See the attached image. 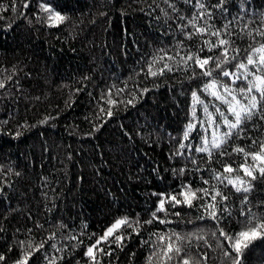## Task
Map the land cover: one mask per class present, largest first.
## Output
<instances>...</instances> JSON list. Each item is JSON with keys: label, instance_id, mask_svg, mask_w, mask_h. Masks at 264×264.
I'll use <instances>...</instances> for the list:
<instances>
[{"label": "trees", "instance_id": "1", "mask_svg": "<svg viewBox=\"0 0 264 264\" xmlns=\"http://www.w3.org/2000/svg\"><path fill=\"white\" fill-rule=\"evenodd\" d=\"M261 46L264 0H0V264H234L220 230L264 222V108L211 148L228 131L217 108L234 121L211 92L259 100L236 65ZM205 140L211 155L196 151ZM193 191L191 207L170 200ZM240 260L264 264V238Z\"/></svg>", "mask_w": 264, "mask_h": 264}, {"label": "snow or ice", "instance_id": "2", "mask_svg": "<svg viewBox=\"0 0 264 264\" xmlns=\"http://www.w3.org/2000/svg\"><path fill=\"white\" fill-rule=\"evenodd\" d=\"M222 6V5H221ZM24 7H27V4H24ZM200 7L203 8L204 5L200 4ZM42 10L45 12L50 13L48 19L49 20H54V21H60L62 22L65 17H63L62 15H60L58 12H54L51 7L47 6V5H42ZM13 11H15V8H13ZM210 15V14H209ZM197 31L199 32H204L205 29L204 28H200L197 29ZM213 35H219V32H213ZM228 44V41L224 40V39H220L218 44H214L212 45V47H224L225 45ZM211 50V49H210ZM238 51V50H237ZM257 53H261V55L259 56V61L257 62L256 60H254L252 55H249L247 57V64L245 63H238L236 65L237 70H243V72L241 73V75L243 76V78L245 80H247L249 75L254 76V79L252 81H249V87L245 90V89H240V92L242 94L245 93H251L253 91V89L256 90V92L259 93V100L257 99V96L255 95H251L250 98H248V104H242L240 100H238L236 98L235 95L232 94V90L228 87V86H224V93L228 94L231 96V101H229L228 99H226V97L224 95H221L220 93L213 91L211 92V95L214 96L217 100H220L222 103L227 104L228 105V112L234 117V121L229 120L225 114L223 112H220L219 108H217V112L219 113V115L223 118V124L227 127L228 131L220 134L219 137L216 136V134L213 135V139L211 141V148H215V149H219L224 143L227 142V139L231 137V135L233 134V130L239 129L240 126L246 121V120H251L252 117L258 112L261 111L262 108H264V75H255V73H253L252 71H250L249 69V65H251L253 68H255V70L257 72H261L264 71V46H261V48L255 49L254 50ZM223 56L227 57V48L224 49V52L222 53ZM189 60L193 59L192 56L188 57ZM212 58L208 57V58H204L201 59L200 57H196L195 58V63L197 66H199L202 69V75L205 76H211V71L207 70L205 68L206 65L209 64L210 60ZM233 59H235V57H233ZM228 60L225 59L224 61L217 63L216 67L220 68L222 63H227ZM152 75H156L155 72L151 73ZM224 77H233L236 76V73H230L229 71H222L221 73ZM239 77L236 76V79H238ZM236 82L235 79L232 80V83L234 84ZM0 87H3L2 84H0ZM217 87V81L213 80L210 84L206 85V90L209 88H216ZM197 94L195 92H193V97L196 98ZM204 111L207 113L208 109L207 106H205ZM112 113L109 111L108 115H111ZM210 115V114H209ZM261 118H264V116H262ZM188 129L191 130L194 125L189 124ZM188 131H185L184 133V139H188ZM181 147L183 148L184 145H181ZM196 151L198 152H206L209 155H211V151L208 147V141L205 140L204 141V146L203 147H199L196 149ZM234 151L237 152H243L244 150L241 148H236L234 149ZM262 151H264V146H262ZM247 155V154H246ZM254 160L260 159V160H264V156H262L260 153H256L253 155L252 157ZM233 169L228 166L225 167V172H232ZM245 174L247 176L252 177L253 180L257 179L256 176L253 175V173L251 171H249L247 168L244 169ZM260 174L262 177H264V168H260L259 169ZM239 179V178H237ZM205 183H207V181H205ZM229 184H232L233 181L230 179L228 181ZM241 184H244V181H240ZM235 186V185H234ZM251 184L249 183L248 186H245L243 188L241 187H236L235 190L236 192H249L251 191ZM205 192V194H207V190H203ZM181 195L184 196V200L180 201L177 200V198L175 196L170 197L171 201H174L175 204H179L181 202L187 204L189 207L192 206V199L196 198V192H191V196L189 197V195L187 193H181ZM216 195H221V193L217 192ZM215 196H213V200H215ZM222 199L226 200L227 197H222ZM213 209L215 208V206H212ZM164 210V202L161 201L158 211ZM155 215V214H154ZM178 215V213H177ZM210 215L212 216L213 219H215V211L213 210V212L210 213ZM127 223L126 219H121V220H117L105 233V235L103 237H101V240H106L108 238V236L112 235L114 230L118 229L121 225H125ZM147 223H151V221H147ZM161 223H164V221H161ZM261 230H264V222H260L257 223L255 226L253 227H249L246 230H242L239 233L236 234L235 237L229 236L227 233H225L223 230H220V235L224 236L226 240L230 241V247L232 249V251H234L236 253V257L234 258V264H241V260L240 257L242 256L243 250L248 248L249 244L258 239V238H264V232H262ZM122 239V237L117 236L116 240L120 241ZM161 239L163 240L164 237H161ZM177 239H180L179 236H177ZM100 243V240L97 241V244ZM96 247V245H93L91 247L88 248L86 255H88L90 258H92L95 261V255L93 252V249ZM175 251V253L179 254L181 252V249L179 247L173 248L172 244H169L167 247V250L165 251V255L168 256V259H171L172 257L169 255V253ZM225 255H229L228 252H225ZM4 257L2 255H0V260H3ZM17 264H26V260L25 261H18ZM182 264H191L189 259H183Z\"/></svg>", "mask_w": 264, "mask_h": 264}]
</instances>
